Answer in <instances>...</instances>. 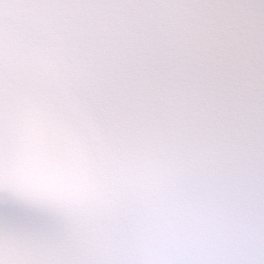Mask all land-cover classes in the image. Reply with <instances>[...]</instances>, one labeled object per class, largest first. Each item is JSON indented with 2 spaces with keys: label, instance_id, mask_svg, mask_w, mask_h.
Here are the masks:
<instances>
[{
  "label": "snow or ice",
  "instance_id": "1",
  "mask_svg": "<svg viewBox=\"0 0 264 264\" xmlns=\"http://www.w3.org/2000/svg\"><path fill=\"white\" fill-rule=\"evenodd\" d=\"M0 264H264V0H0Z\"/></svg>",
  "mask_w": 264,
  "mask_h": 264
}]
</instances>
